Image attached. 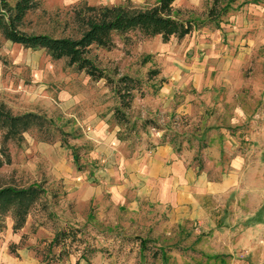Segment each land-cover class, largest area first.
<instances>
[{"label":"rangeland","instance_id":"rangeland-1","mask_svg":"<svg viewBox=\"0 0 264 264\" xmlns=\"http://www.w3.org/2000/svg\"><path fill=\"white\" fill-rule=\"evenodd\" d=\"M34 1L21 27L23 32L74 39L81 36L82 21L94 15L90 8L146 10L157 3ZM189 1L182 0V6L178 1L174 9L180 19L195 24L193 33L182 40L174 37L164 43L161 37L144 38L134 32L114 35L112 50L92 49V60L114 80L130 76L143 86L141 93H135L131 108L123 110L124 122L115 119L120 99L106 81L94 82L67 60L55 61L45 51L26 49L0 34V107L13 116L35 113L42 117L23 134V140L5 141L6 131L0 129V188L38 184L43 189L28 216L30 227L17 232L20 244L10 242L9 250L0 253V264H13L12 259L22 257L30 264H78L82 259L94 264L95 257L98 264H183L179 253L205 264L207 252L189 250V244L183 242L179 244L184 249H175L173 236L166 245L165 240L143 231L139 219L140 226L130 225L131 211L118 204L122 197L139 196L141 190L126 164L153 156L160 145L188 148L182 155L195 165L208 166L207 157H215L198 148L201 143L195 133L200 116L194 109L190 115L184 106L195 92L176 89L171 99L174 90L165 93V86H264V0H235L218 24L207 16L215 0H197L191 7L186 5ZM221 3L227 6L229 0ZM98 119L114 135L112 149H105L104 139L96 134ZM257 157L256 152L251 159ZM262 174L246 172L239 201L230 200L224 208L225 198L218 197L210 205L219 210H253L258 206L254 198L264 197V187L254 184ZM220 177L218 171L211 178ZM65 180L77 184L68 185ZM93 194L96 197L90 204L82 200ZM147 205L137 203L135 211H146ZM9 218L12 213L0 216V226L5 228ZM59 234H63L59 243H53ZM142 240L147 243L141 259Z\"/></svg>","mask_w":264,"mask_h":264},{"label":"crops","instance_id":"crops-1","mask_svg":"<svg viewBox=\"0 0 264 264\" xmlns=\"http://www.w3.org/2000/svg\"><path fill=\"white\" fill-rule=\"evenodd\" d=\"M178 1L174 2V9ZM192 4H197V0L186 3L190 7ZM186 88L195 94L190 95L189 104L183 105L190 115L194 109L200 116L195 133L196 141L201 143L198 148L208 156L213 152L215 157H207L208 166L195 165L185 159L188 148H176L171 143L160 145L153 156L126 164L130 178L141 183V190L139 196L122 197L118 204L126 205L131 211L130 225L138 227L141 221L143 231L155 235L157 240H165L166 245L168 237L173 236L175 249H184L179 244L183 242L189 244V250L207 252L209 258L205 264H264V197L256 196L254 202L258 206L250 211L219 210L210 205L218 197L225 198L224 208L230 200L239 201L246 172H263L254 184L264 187V86H165L162 90L165 93L174 90L173 99L176 89ZM95 122H98L94 127L96 134L104 139V148L112 149L116 141L107 123L101 119ZM99 150L103 151V147ZM256 152L259 157L255 161L251 157ZM218 171H221L220 179H212ZM64 183L77 184L69 180ZM93 197L95 194L90 198L84 195L82 200L90 204ZM137 203L148 204V210L135 211ZM30 225L27 219L21 231ZM13 226V218H9L5 228L0 226L1 254L9 250L10 242L20 244L21 236ZM159 246L166 250V246L160 243ZM178 256L183 264H196L193 256L182 253ZM97 260L95 257L94 264H98ZM11 263L30 264L24 257L12 259ZM78 264L87 262L82 259Z\"/></svg>","mask_w":264,"mask_h":264},{"label":"trees","instance_id":"trees-1","mask_svg":"<svg viewBox=\"0 0 264 264\" xmlns=\"http://www.w3.org/2000/svg\"><path fill=\"white\" fill-rule=\"evenodd\" d=\"M176 0H159L157 5L146 10H128L125 8H105L98 10L90 8L94 13L82 21L83 31L80 38H56L47 34H27L21 27L27 14L34 8V0H0V34L13 44L26 49L43 50L55 61L67 60L70 67L78 72H84L94 82L106 81L114 94L120 99V106L115 110V119L126 120L123 110L131 108L135 93H141L143 86L140 80L130 76H122L114 80L105 70L98 67L91 58L93 48L112 50L115 47L114 35L139 33L144 38L161 37L164 43L172 38L179 40L191 35L195 24L184 21L175 12L173 4ZM235 0H229L227 6H222L221 0H215L207 12L211 23L220 21L229 12V6ZM157 76L159 72H150ZM42 117L35 113L13 116L0 107V129L5 130L4 140L24 139L28 132ZM77 163L78 155L73 154ZM43 194L38 184L27 188H0V216L13 214L14 231L24 228L31 210ZM59 234L53 243L58 244ZM146 240H142L141 251L145 252ZM157 257V253H154Z\"/></svg>","mask_w":264,"mask_h":264}]
</instances>
